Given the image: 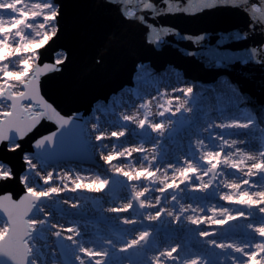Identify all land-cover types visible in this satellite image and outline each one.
<instances>
[{
    "label": "snow or ice",
    "instance_id": "1",
    "mask_svg": "<svg viewBox=\"0 0 264 264\" xmlns=\"http://www.w3.org/2000/svg\"><path fill=\"white\" fill-rule=\"evenodd\" d=\"M119 2L127 6L131 5L133 0H119ZM136 3L142 5L143 10L155 15H164L181 11L190 13L194 10L215 7L218 4L231 7L243 5L245 10H249L247 6L250 0H196L195 7H193V0H187L186 5L184 0H160V4L164 7H160L152 0H136ZM121 10L126 18H138L141 22L144 21L143 17H136L134 8L124 7ZM249 11L254 22L251 27L255 28L257 23L264 26V0H260V6L252 4ZM5 16L8 18L6 19ZM57 16L58 8L52 0H0V74H2L0 75V143L7 141L9 150L14 151L20 147L16 140L28 135L42 119L47 118L57 126L56 131L36 140L35 148L40 152L35 157L24 156L29 174L22 176L20 182L26 189L25 194L19 200H14L11 194L0 195V264H124L125 260H128L129 264H229V262L230 264H264V240L256 242L254 236L246 234L244 238H241V234L236 233L235 239L230 238L231 242H226L224 239L212 238L222 236V233L200 230L199 237L204 239L206 248L221 251L220 253H193L192 246H182L179 243L175 246H167L165 241L153 239L154 233L148 229L139 230L134 238L126 240L123 235L119 239L101 235L96 238L82 239L87 236V233H82L78 226L64 228L62 224L50 221V217L55 218L59 215L63 218L66 215V210L59 207L60 193L65 190L76 192L81 189L101 192L110 184L109 179L102 178L99 174L83 176L78 171L75 173L65 171L63 174H55L59 184L53 185L52 171H47L46 175L41 174L49 162L59 155L57 150L59 137L72 129L75 120L74 116L66 117L60 114L40 94V76L47 71L59 70L56 65L63 62L58 58L55 65L44 64L43 67L35 63L38 59L35 49L47 44L57 32L54 23ZM166 31L168 30L153 29L152 35L159 40L160 32ZM236 38L239 39L240 36L237 34ZM30 49L31 54L27 55ZM258 52V49H252L247 58H255ZM260 54L264 55V53ZM172 92H179L182 95L172 96L168 93H160L162 102L156 103L155 115L164 117L166 113H171V117H175L178 113L181 115L196 113L193 107L194 89L192 87L173 88ZM153 100H156V97H153ZM133 107L136 106L133 105ZM112 115H115V109ZM152 115V101H143L131 114L120 113L118 119L125 122L123 125L115 121H105L108 127H118L119 130L109 131L108 127L102 126L99 121L93 123L85 143H89L91 136L95 134L97 144L93 147L107 148L108 145L100 142L124 137L128 123L135 124L141 130L150 129L152 133L160 137L175 131L176 122L171 118L153 122L150 119ZM259 123L264 124V119ZM256 124L257 120L252 115L245 116L243 119L226 115L219 123L210 120L205 130L215 128L220 129V133L213 135L209 131L207 143L203 138L196 139L195 152L198 153V157L185 158L181 166H178L179 162L168 163L167 168L172 170L171 178L166 170L162 171L161 167H154L160 150L159 140L155 141L151 149H146L143 144H140L117 151L116 146L112 145L113 151L107 154L101 151L100 158L109 165L114 174L125 177L131 187V195L127 203L120 207H109L107 211L128 212L134 206H138L141 210L155 209L154 212L143 215V219L156 222L161 220L163 214L172 217V223L179 222L183 214L190 211L191 215L183 217L189 224L199 226L206 223L217 225L222 229L233 221L244 219L249 221L242 226L245 233L258 234L259 237L264 238V188L261 187L264 185V147L258 149L256 154H252L250 151L237 147L238 143L247 145L249 143L247 139L225 138V130H231L227 131V136H254L252 129ZM261 134L264 136V129H261ZM81 136H84L83 131ZM217 140L220 141L219 145L215 143ZM225 146L232 150L224 153ZM216 147L219 150H215ZM132 153H145L139 161V168L131 164L113 163L121 158L127 161ZM33 159L39 161V169L37 164L33 163ZM226 169L240 172L245 178L240 179L239 182L235 179L221 180L220 185L229 191L221 192L219 199L246 206L249 209L248 213L238 210L233 214L226 207L213 206L206 210L211 213L210 216H200L199 213L204 212L205 209L193 207L191 204L185 207L181 203L178 211L158 207L162 197L169 190L172 193L171 201L179 203L175 193L177 190L183 191L180 185L188 186L191 191L207 192L218 177L234 174L225 171ZM31 173L39 177L43 184H39L30 175ZM11 177V170L0 163V180ZM193 177L199 183H193ZM203 177L209 178L205 181ZM253 177H259V179L253 181ZM141 181L144 183H138ZM30 183L34 186H29ZM157 184L158 188H150V185ZM151 190L161 193L155 197V203L147 198ZM164 198L167 199V197ZM64 203L68 204L69 201L65 200ZM70 207L77 209L81 205L72 203ZM45 208L49 211H45ZM253 213L259 214V219H256ZM120 223L136 225L138 220L122 218ZM52 229L56 231H51ZM49 232L56 238L53 247L60 249L62 260L57 261L56 252L49 247ZM61 241H68L70 244L61 243ZM118 244L119 247H117ZM161 244L166 245L162 250ZM149 251H154L156 254L148 257ZM181 251L185 252L184 256L180 255ZM117 253L127 255L118 256ZM244 257H247L246 261Z\"/></svg>",
    "mask_w": 264,
    "mask_h": 264
},
{
    "label": "water",
    "instance_id": "2",
    "mask_svg": "<svg viewBox=\"0 0 264 264\" xmlns=\"http://www.w3.org/2000/svg\"><path fill=\"white\" fill-rule=\"evenodd\" d=\"M160 7V0H152ZM58 8L57 32L37 50L36 64H53L58 51L65 60L59 70L40 76L41 96L62 115L74 116V126L59 137V155L48 167L67 160L97 165L89 153V143L81 136L84 121L99 101L107 102L113 95L132 85L136 65L149 63L157 73L171 67L185 72V79L213 83L225 75L231 87L241 93L248 111L260 116L264 109V26L254 23L250 8L260 0H250L247 8L218 4L215 7L155 15L142 9L133 0L123 5L119 0H52ZM185 5L187 0H184ZM196 0H193L195 7ZM134 8L136 17L126 18L122 8ZM160 32L159 40L152 33ZM237 34L240 36L236 38ZM255 58L248 59L252 49ZM196 79V80H195ZM134 85V84H133ZM214 85V84H213ZM28 103V102H25ZM57 130L53 121L44 118L12 151L8 142L0 143V162L9 166L12 177L0 180V195L11 194L19 200L26 190L20 176L26 168L23 158L36 155V140ZM84 133V131H83ZM134 212L140 209L134 206Z\"/></svg>",
    "mask_w": 264,
    "mask_h": 264
},
{
    "label": "rangeland",
    "instance_id": "3",
    "mask_svg": "<svg viewBox=\"0 0 264 264\" xmlns=\"http://www.w3.org/2000/svg\"><path fill=\"white\" fill-rule=\"evenodd\" d=\"M55 23V21H54ZM37 49L35 51L37 52ZM31 49L28 51L27 55L31 54ZM36 62V61H35ZM145 68V71L147 74L140 75L142 73V70H139V68L136 73L134 74V79H145L144 83H147L148 74L152 73L157 76H164L168 83H172L170 86V92L172 96L175 94L177 96L182 95L179 92H172L173 88H184V87H192L194 89L193 93V103L196 100V105L200 103V99L204 96H208L205 100L207 101L211 99V96L208 94H214L213 92L217 89H223L225 92L231 96L230 105L231 108L238 109L239 115H241L242 119L245 116L250 115L249 112H247V108L245 105V101L243 99V96L239 91H237L235 88L231 87V82L228 81V77L224 76L222 78L216 79L213 83V80L210 82H204V81H196L193 80H187L182 77L181 73L177 72L178 70H164L161 73H156L153 68H150L149 66ZM148 70V71H147ZM138 73V74H137ZM2 75V74H0ZM156 77V76H155ZM140 80H134L133 84L140 87L142 86L141 83H136ZM161 79H158L157 77L153 81H148L147 85L148 91H151V94H154L153 97L156 96V100H153V97H148L147 91L144 90L143 93H136L134 94V97L130 93L123 94V89H127L131 87L130 85H126L123 87L122 91L118 94L112 96L107 102H100L102 104H97L95 108V114L92 115L86 122L84 128V136L87 140V134L91 132V126L93 123L99 121V123L102 126L108 127L105 124V121H115L120 125H123L125 122L120 121L118 119L120 113H128L131 114L132 112L137 110V107L140 103L143 101H152V113L151 120L153 122H161L166 121L167 119L171 118L173 121L176 122L175 124V131L166 133L165 136L160 137L156 133H152L150 129L145 128L144 130L138 129L135 124L128 123L126 125L127 131L126 135L124 137H121L119 139L111 138L108 140H104L100 142L101 144L108 145L107 148H101V147H93L97 144L95 141V134L91 136L90 145L88 147L89 153L93 157V159L96 161L97 165L89 164V166L83 165L81 163H73L69 162L67 160H64L59 165H55V167H46L42 171V175H46L47 171H52L54 173V180L53 185L59 184V180L55 179V174L60 173L63 174L65 171H70L71 173L79 172L83 176H93V175H101L102 178L109 179L110 184L101 192H90L86 189L77 190L76 192H71L68 190H65L64 192L60 193L58 200H59V207L66 210V215L61 218L59 215L55 216V218L50 217V221L52 223H60L64 226V228L72 227L74 225L78 226L80 231L82 233H87V236L82 237V239H89V238H96L98 235L101 236H111L113 239H119L121 235H123V238L130 239L134 238L136 235V232L143 229H148L150 232L154 233L153 239H159L166 242L167 246H175V244L179 243L182 246L187 245L192 246V252H215L220 253L221 250L219 249H207L204 243V239L198 237L195 239V231L199 233L200 230H206V231H215L217 233H222V236H215L212 238L215 239H224L226 242H231V239L236 238V233L241 234V238H244L245 234L254 236L255 241L259 242L260 240H264V238H261L258 236V234L254 233H245V229L242 227L249 221H246L244 219H239L237 221L231 222L229 225H226L223 229L220 228L217 225H209L204 224V226H197L196 228L194 226L189 227H183L178 226L177 224H172V217H168L166 215L162 214L161 220L156 222H149L147 220L143 219V215H146L148 212H154L155 209H144L140 210L138 214H134L133 209L129 210L128 212H122V213H110L107 211L109 207H120L122 204L127 203V199L131 195V187L129 186V182L126 180L125 177L121 175L114 174V172L110 169L109 165L106 164L101 158L100 153L103 151L105 154L108 152L113 151L112 145L116 146V150H123V148H131L135 147L137 145L143 144V146L147 149H151L154 146V143L156 140L160 141V146H164L165 153L166 150H170L171 156H173L170 159L174 158V162L170 159L164 161L163 163L159 162L163 158V152H158V160L154 162V167H161V170L164 171V163H173L177 164L179 162L178 166L183 165V160L185 158H191L188 155V152L186 151L187 148H194L195 147V141L197 138H203V131L195 132L196 127H194L193 124V118H187V116L177 114L175 117H171V113H166L164 117H160L155 115V112L157 111L156 103L162 102L161 97H158L160 94L159 90H162L163 86ZM214 84V85H213ZM133 87V86H132ZM156 87H158V91H156ZM164 89V88H163ZM22 90V89H21ZM167 93V92H162ZM128 95V96H126ZM149 95V96H150ZM158 95V96H157ZM127 97V98H124ZM167 98V97H165ZM114 102L116 104H114ZM205 102H202L201 109L203 117L205 115H208V111L204 108ZM117 105H119L117 107ZM135 105L136 107H133ZM195 105V106H196ZM193 106V107H195ZM113 109H115V115H112ZM103 110V111H102ZM174 110V108H173ZM142 115V110H141ZM217 114H214V119H216ZM257 120L256 126L252 129V131L255 133V137L251 136L249 138L250 140L253 139L252 142V148L257 153V150L261 147H264V136L261 134V129H264V124L259 123L260 120L264 119V109L261 111L260 117H256ZM205 123V120L202 119L200 123V127ZM183 124L185 126L183 127ZM88 126V127H87ZM199 126H197L199 128ZM90 129V131H88ZM109 131L113 130H119L118 127H108ZM200 133V134H199ZM202 133V134H201ZM206 137L209 136V131L205 133ZM175 140V143H171L169 140ZM9 149V145H8ZM195 149V148H194ZM145 153H132L131 157L125 161L123 158H121L118 161H113L114 164L123 165V164H131L135 166L136 168L140 167L139 161L142 160V157ZM150 155V153H148ZM29 157H35L33 155L28 154ZM98 159V160H97ZM165 160V159H164ZM1 163V162H0ZM33 163H36L39 169V161L36 159H33ZM5 165V164H4ZM8 169L9 167L5 165ZM104 166V168H103ZM62 167V168H61ZM172 173V172H171ZM29 174L28 172V165L26 163V171L22 176ZM35 180L39 184H43V181L39 179V177H35L34 173H31ZM21 176V177H22ZM209 177H203L205 181H207ZM221 177H218L217 180L213 183H217V181ZM259 179V177H257ZM193 183H199V181H196L193 177ZM137 183V182H134ZM140 184H143L144 181L138 182ZM29 186H34L32 183L29 184ZM71 187V185H70ZM159 185L153 187V185H150L151 189L158 188ZM264 185H262V188ZM180 188L183 189V191L177 190L175 193L178 197V201L174 202L171 201V190L166 192L164 196L161 199V204L158 207H164L171 209L173 211H178L180 204H184L185 207H187L189 204H191L193 207H203L205 209L204 212H200L199 215L202 216H210L211 213L207 212L206 210L208 208L213 207L211 204L213 202H216V207H226L232 211L233 214L236 213L238 210H243L245 213L249 212V209L246 206L237 205L232 202L228 201H222V200H216L212 197V194L207 190L205 193H201L199 191H191L188 186L180 185ZM161 195L159 191L151 190L147 194V198L151 200L153 203H155V197ZM164 197H167L165 199ZM69 201L68 204H65L64 201ZM72 203H79L81 207L77 209H73L70 207ZM45 211H49L48 208H45ZM190 213V211L183 214V217H186ZM253 216L256 217V219H259V214L253 213ZM42 218V217H41ZM122 218H135L138 220V223L136 225H126L123 223H120V220ZM135 229V231H133ZM51 231H56V229H52ZM230 231V232H229ZM48 244L49 247L52 248L53 251L56 252V258L57 261L62 260L63 257L60 255V249L53 247V245L56 242V238L51 235V232L48 233ZM231 238V239H230ZM188 239V240H187ZM206 239V238H205ZM61 243L64 244H70L68 241H61ZM165 244H161V250L163 249ZM91 246V245H89ZM119 247V244L117 245ZM254 250V249H253ZM231 251V250H227ZM156 254L154 251H149L147 253L148 257H151L152 255ZM118 256H124L127 254L124 253H117ZM181 256L185 255L184 251L180 252ZM239 255V254H235ZM135 259V257H133ZM223 259V257H221ZM124 264H129L128 260L124 261ZM230 264V262H229Z\"/></svg>",
    "mask_w": 264,
    "mask_h": 264
},
{
    "label": "bare ground",
    "instance_id": "4",
    "mask_svg": "<svg viewBox=\"0 0 264 264\" xmlns=\"http://www.w3.org/2000/svg\"><path fill=\"white\" fill-rule=\"evenodd\" d=\"M5 18L7 19L8 17L7 16H5ZM41 48V47H40ZM39 49V48H38ZM61 59L62 61L64 60V54H63V52H60V51H58L57 52V55H56V59L55 60H57V59ZM137 70L139 69V68H141V69H139V70H142V73H140V75H145V74H147V72L145 71V68H147L148 69V67H145V66H149L150 68H153V67H151V65L149 64V63H141V62H139L137 65ZM168 69H172V70H178L177 72H179V73H181L182 75H185V72L183 71V70H181V69H175L174 67H173V65H171V67H169V68H167V69H165V70H168ZM148 71V70H147ZM164 71V70H163ZM138 74V73H137ZM148 78H147V83H148V81H153L156 77L158 78V79H161L162 81H160L161 83H162V86H163V88H162V90H159L160 91V93H162V92H167L168 94H169V92H170V86H171V84L170 83H168V80L164 77V76H157V75H155V74H152V73H149L148 75ZM156 76V77H155ZM225 75H223V77H224ZM222 78V77H221ZM228 81H230V79H228ZM231 82V81H230ZM136 83H141L142 84V86H140V87H138V86H136L135 84L133 85V87H129V88H127V89H124L123 90V94H127V93H130L131 95H132V97H134V94H136V93H143L144 92V90L145 91H147V93H148V97H153V95L154 94H151L150 95V93H151V91H148L147 90V88H148V85H147V83H144V81H138V82H136ZM146 86H147V88H146ZM156 91H158V87H156ZM214 94L212 95V94H208V95H210L211 96V99H209L208 101H207V103L205 102V100H206V98L208 97V96H204V97H202V99H200L201 101H200V103L199 104H197L196 105V100H195V102L193 103V106H195L194 108L196 109V113H184V116H187V118H193V124H194V127H196L197 128V130L195 129V132H198V131H203L204 133L202 134L203 135V139H205L206 140V143L208 142L207 141V137H206V135H205V133L207 132L205 129L207 128V123L211 120V121H213V122H215V123H219V122H222V120H223V116H226V115H234V116H237V117H239V118H241L242 119V117H241V115H239V110L238 109H234V108H231V105H230V100H231V96H229V94L227 93V92H225L223 89H217V90H215L214 92H213ZM150 95V96H149ZM126 96H128V95H126ZM158 96V95H157ZM174 96H177L176 94L174 95ZM156 97V96H155ZM158 97H160V94H159V96ZM124 98H127V97H124ZM202 102H205V106H204V108L209 112L208 113V115H205V117H203V114H202V107H201V105L200 104H202ZM99 105L100 104H102V103H98ZM114 104H116V103H114ZM95 108H96V106H95ZM95 108H94V111H95ZM93 111V113L95 114V112ZM103 111V110H102ZM222 113H223V115H222ZM93 114V115H94ZM214 114H217V117H216V119H214ZM197 115L199 116V119L197 120ZM152 117H150V119H151ZM202 119H204L205 120V123L200 127L199 125H200V123H201V120ZM85 124H87V122L85 123ZM85 126V125H84ZM197 126H199V128L197 127ZM88 127V126H87ZM84 130H85V128H84ZM88 131H90V129H88ZM213 135H216V134H218V133H220V129H215V128H213V129H211V130H209ZM227 131H231V130H225V138L226 139H229V140H231V139H237V140H242V139H247L248 141H249V143L247 144V145H245V144H237V147H240V148H242V149H244L245 151H250V152H252V154H256V152L254 151V149L252 148V142L251 141H253V139L252 140H250L249 138H251V137H244V136H227ZM239 131H244V130H239ZM85 133V132H84ZM200 134V133H199ZM255 137V136H254ZM171 143H175V140L174 139H172V140H169ZM216 143V145H219L220 144V141H216L215 142ZM165 147L164 146H160V150H159V152L160 151H162L163 152V158L161 159V160H159V162H161V163H163L164 161H166V160H168V159H170V158H172L173 156H171V154L169 153L170 152V150H166V153H165V149H164ZM195 148V147H194ZM194 148H187L186 149V151L188 152V155L192 158L193 156H197L198 157V153H196L195 152V149ZM148 149V148H147ZM215 150H219V148L218 147H216L215 148ZM230 150H232V149H229L227 146H225L224 147V153H227L228 151H230ZM26 155H28V154H26ZM165 159V160H164ZM98 160V159H97ZM171 161H173L174 162V158L173 159H170ZM167 162V161H166ZM248 163H251V162H248ZM164 166H165V168H164V170H166L167 171V174H168V176H169V178H171V175H172V170L171 169H168L167 168V163H164ZM62 168V167H61ZM103 168H104V166H103ZM225 171H228V172H230V173H234L233 175H229V176H227V177H221L218 181H217V183H215V185H212L209 189H208V191L210 192V194H212V197L213 198H215L216 200H220L219 199V195H220V193L221 192H228L229 190L228 189H226V188H223L222 187V185H220V181L221 180H223V179H229V180H233V179H235L237 182H239L240 181V179H242V178H245V177H243L242 176V173H240V172H236L235 170H225ZM245 171H246V168H245ZM253 179V181H256V180H258V178L257 177H253L252 178ZM169 182H171V179H169ZM177 183H179V181H177ZM154 186H156V185H153V187ZM262 187V186H261ZM264 188V187H263ZM250 190H258V189H250ZM223 201V200H222ZM212 206H216V202H213L212 204H211ZM188 215H190V213H188ZM200 216H202V215H200ZM57 217H58V215H57ZM171 219H173V218H171ZM172 224H177L178 226H183V227H189V226H194L195 228L197 227V225H191V224H189L188 222H187V220L186 219H184L183 217L181 218V220L179 221V222H177V223H172ZM199 226H204V224H201V225H199ZM199 237V233L198 232H196L195 231V239H197ZM244 260L246 261L247 260V257H244Z\"/></svg>",
    "mask_w": 264,
    "mask_h": 264
}]
</instances>
